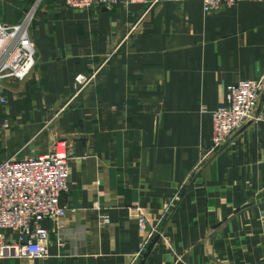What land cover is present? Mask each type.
Segmentation results:
<instances>
[{"label": "crops", "instance_id": "1", "mask_svg": "<svg viewBox=\"0 0 264 264\" xmlns=\"http://www.w3.org/2000/svg\"><path fill=\"white\" fill-rule=\"evenodd\" d=\"M154 1L37 9V65L0 85V162L63 144L69 212L44 222L45 258L0 264H264V120L199 166L227 87L264 77V2ZM18 3L0 0L2 22H20ZM139 210L157 231L143 249Z\"/></svg>", "mask_w": 264, "mask_h": 264}, {"label": "built area", "instance_id": "2", "mask_svg": "<svg viewBox=\"0 0 264 264\" xmlns=\"http://www.w3.org/2000/svg\"><path fill=\"white\" fill-rule=\"evenodd\" d=\"M41 1V0H40ZM39 1V2H40ZM150 0H63L68 9L86 10L93 6L112 10L118 5L148 4ZM155 0L153 3H157ZM183 5L195 0H170ZM203 4L206 14L216 13L225 7L241 3L264 0H197ZM34 18L26 16L18 24L0 20V85L6 81H25L37 65V50L31 37ZM99 71L90 76L79 75L74 83V97L91 84ZM0 86V102L6 103ZM264 94V77L243 80L227 87L225 103L212 113V146L205 151L200 167L209 158L223 150L231 138L250 122L259 123L264 115L258 113ZM8 127V124L4 125ZM70 155L63 144L55 143L48 152L22 160L10 159L0 162V261L6 259H42L47 256L50 231L44 222L55 227L62 226V220L69 207L62 203V196L69 192ZM138 227L146 236L142 249L157 231L152 227L148 233L149 221L138 211ZM10 233V234H9ZM9 234V235H8Z\"/></svg>", "mask_w": 264, "mask_h": 264}, {"label": "rangeland", "instance_id": "3", "mask_svg": "<svg viewBox=\"0 0 264 264\" xmlns=\"http://www.w3.org/2000/svg\"><path fill=\"white\" fill-rule=\"evenodd\" d=\"M18 10L17 15L20 18L16 22H22L26 16H32L34 18L37 9L43 4L45 0H18ZM40 1V2H39ZM4 12V11H3ZM19 22V23H20Z\"/></svg>", "mask_w": 264, "mask_h": 264}]
</instances>
